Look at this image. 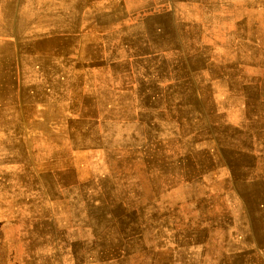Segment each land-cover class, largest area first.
<instances>
[{
  "label": "rangeland",
  "instance_id": "rangeland-1",
  "mask_svg": "<svg viewBox=\"0 0 264 264\" xmlns=\"http://www.w3.org/2000/svg\"><path fill=\"white\" fill-rule=\"evenodd\" d=\"M18 1L22 9L25 1L27 9H41L44 32L62 36L67 57L89 47L77 45L88 33L111 31L113 43L143 15H165L178 27L205 25L196 19L197 0ZM213 2L206 6L207 42L220 23L216 38L238 48L217 51L224 61H209L208 49V61L166 67L172 77L197 73L206 111L191 112L187 122L181 105L159 98L170 104L158 114L160 127L189 124L188 145L172 144L156 117L140 121L133 93L105 99L111 106L104 114L103 87L89 85L90 93L74 85L69 61L58 103L23 108L22 99L10 97V129H0V264H180L183 255L187 264H264V99L246 86L249 61L262 55L264 2L248 12L243 0L233 19L231 3ZM100 41L93 39L98 49ZM20 44L12 47L17 59ZM237 54L240 61H230ZM109 63L96 62L95 75L110 74L111 89L129 82L124 76L134 64ZM247 113L255 144L243 130ZM122 191L130 202L116 204ZM106 203L120 218L142 222L131 225L125 251L104 236L114 228Z\"/></svg>",
  "mask_w": 264,
  "mask_h": 264
},
{
  "label": "crops",
  "instance_id": "crops-1",
  "mask_svg": "<svg viewBox=\"0 0 264 264\" xmlns=\"http://www.w3.org/2000/svg\"><path fill=\"white\" fill-rule=\"evenodd\" d=\"M211 1H214L213 4L219 7L222 5L219 4L220 2L231 3L232 10L236 8L235 11H232L231 19L239 16L238 8L240 4H243V0H197L196 5L199 10L196 12V19L200 18L205 23L204 31L201 26L178 27L172 18L165 15L148 18L143 15L136 20L135 25L122 27L121 35L113 43L110 40L111 31L88 33V37L78 41L77 45L85 47L84 44H86V47L88 45L89 47L83 50L76 48L75 53L71 52V57H67L63 55L67 46L62 36L48 39L44 32L43 19L45 16H41L40 8L27 9V1H25L22 9L23 16H14L22 17V26L19 25L17 29H9L5 18L10 11L6 13L7 2L2 0L0 10V129H10V97L15 98L16 101L17 98L22 99L23 108L29 105H47L61 101L64 81L63 61H69L66 66L71 75L70 81L74 85L77 83L82 88L86 87V90L89 85L93 86L94 84L98 89L103 87L102 112L104 114L109 113L111 106L110 102H105V99L112 97L125 99L128 96L132 98L130 93H133L136 113L139 115L140 121L144 120L150 124L155 121L154 117H156L161 134L162 130L167 132V136L172 139V144L188 145L189 143L185 142L191 140L189 124L172 123L170 128L160 127L159 119H157L158 114L159 112L166 114L170 104L167 103L164 107L159 98L160 94L162 97H168L173 108L175 102L177 105H181L182 116H186L187 122L190 121L191 112L205 110L200 90L202 79L197 73L192 75L193 73L188 70L186 75L172 77L166 67L170 65V62L175 61H208V49L214 51L209 61H224L221 55L217 56V51H223V49L233 51L238 48L231 44L224 46L222 40L216 38L221 28L220 23L210 28L213 32L209 39L213 43L207 42L206 6ZM247 1L246 10L248 12H254L256 8L260 7L255 5L256 0ZM258 1L264 2V0ZM4 2L6 3L3 4ZM10 34L15 35L14 38H11L12 43H10ZM94 38L101 39V49L96 48L97 44L93 42ZM20 40L21 59H17L13 48L14 44L16 45ZM84 40H86L85 43L82 42ZM261 43L257 42V46L260 50L262 48V55L254 56L248 63L246 86H256L258 94L264 99V39ZM248 47L251 48V46ZM252 48L254 49V47ZM109 61H124L130 66L134 64L133 73L130 72L128 76H124L128 77L129 82L120 79L122 83L124 81V84L119 88L111 89L110 74L95 75L96 62H98L97 65L106 62L107 67H110ZM230 61H240L239 54ZM189 63H187L188 66ZM72 66L75 67L72 69L70 68ZM19 81L21 82L19 88L18 86L14 87L13 83ZM90 89L95 92L93 88ZM87 91L91 93L90 90ZM160 106L163 107L161 111ZM198 114L200 117H204L201 112ZM247 117V123H251L250 125L246 123L243 130L247 132L245 134L252 136L251 143L255 144L254 119L250 118L248 113ZM262 129L264 130V128ZM124 193L125 191L120 192V196L115 199L116 204L130 202L131 197L127 199ZM138 199L141 205L140 196ZM110 204L112 205L111 202ZM110 204L106 203L111 221L109 227L114 228L110 230L107 228L108 231L107 233L104 231V236L118 241L122 245V250L125 251L126 238L131 235V225L140 227L142 222H132L126 216L120 218L116 209H112Z\"/></svg>",
  "mask_w": 264,
  "mask_h": 264
},
{
  "label": "bare ground",
  "instance_id": "bare-ground-1",
  "mask_svg": "<svg viewBox=\"0 0 264 264\" xmlns=\"http://www.w3.org/2000/svg\"><path fill=\"white\" fill-rule=\"evenodd\" d=\"M24 0H22V4H23ZM7 10L6 13H8V11H10V13H8L7 17L5 18L7 21V25L10 28H14L17 29L20 25L21 21V17L16 18L14 16H23V10H22V5L20 6V2L18 0H12L11 6H10V0H7V4H6ZM211 253V252H210ZM187 257L186 255H183V260L180 261V264H187Z\"/></svg>",
  "mask_w": 264,
  "mask_h": 264
}]
</instances>
